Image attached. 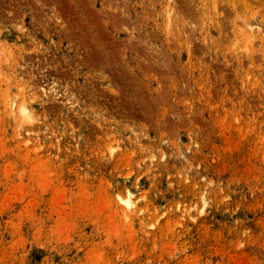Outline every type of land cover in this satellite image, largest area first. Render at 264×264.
<instances>
[{"label": "rangeland", "instance_id": "1", "mask_svg": "<svg viewBox=\"0 0 264 264\" xmlns=\"http://www.w3.org/2000/svg\"><path fill=\"white\" fill-rule=\"evenodd\" d=\"M0 264H264V0H0Z\"/></svg>", "mask_w": 264, "mask_h": 264}, {"label": "bare ground", "instance_id": "2", "mask_svg": "<svg viewBox=\"0 0 264 264\" xmlns=\"http://www.w3.org/2000/svg\"><path fill=\"white\" fill-rule=\"evenodd\" d=\"M17 110V109H16ZM19 115V114H18ZM179 148V147H178ZM184 151V150H183ZM154 157V156H153ZM188 156H186V158H187ZM188 174V173H187ZM206 204V203H205Z\"/></svg>", "mask_w": 264, "mask_h": 264}]
</instances>
